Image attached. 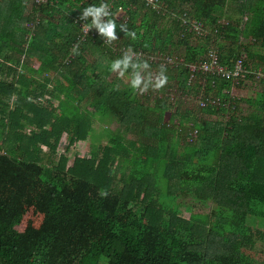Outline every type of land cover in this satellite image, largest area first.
<instances>
[{
	"label": "trees",
	"instance_id": "1",
	"mask_svg": "<svg viewBox=\"0 0 264 264\" xmlns=\"http://www.w3.org/2000/svg\"><path fill=\"white\" fill-rule=\"evenodd\" d=\"M109 1L0 0V264H264V229L255 227L264 224V0H160L159 11L143 0L113 2L121 46L169 51L175 40L182 50L173 54L185 62L213 46L221 64L241 55L261 69L244 113L230 80L200 75L197 88L221 103L199 111L227 117L209 121L183 107L190 125L164 120L175 106L166 83L190 88L185 66L164 67L167 81L156 89L148 73L160 66L147 63L141 92L129 83L140 59L118 75L110 64L122 55L95 34L81 38L79 21L92 20L81 19L83 9ZM229 10L236 15L224 20ZM182 12L208 34L194 36L173 15ZM96 52L105 65L89 59ZM94 122L114 126L108 141L94 158L70 160L76 142L94 141ZM193 127L196 142L188 143ZM184 203L188 216L177 211Z\"/></svg>",
	"mask_w": 264,
	"mask_h": 264
},
{
	"label": "built area",
	"instance_id": "2",
	"mask_svg": "<svg viewBox=\"0 0 264 264\" xmlns=\"http://www.w3.org/2000/svg\"><path fill=\"white\" fill-rule=\"evenodd\" d=\"M46 1L47 0H31V3L38 5ZM114 1L117 0H110L109 2L105 3L107 5L106 11H108L109 13H111V10L113 9ZM143 3L147 8H151L157 11L161 9L162 4L160 0H143ZM126 8L127 6L119 5L115 9V15L119 16L122 21H125L127 19V15L125 14ZM173 15L174 17L176 16L179 21L194 34V36H204L208 34V31H210L201 19H192L185 12ZM106 18L107 16L102 15L100 17V20L104 21L106 20ZM88 24L89 23H87V21H79L78 25L80 26L82 33L80 35L81 38H83L84 35L88 33L95 34L109 48V50L114 52L115 54H127L133 60L140 59L141 61H147V63H155L159 66L163 65L164 67H168L171 69H175L181 65L185 66L189 72L188 83L190 84V88L187 90V92H183L175 86V94L166 91V95H168L170 103L173 105L181 104L182 106L184 105L183 107H185L187 100H189L188 92L192 89L191 86L193 82H195L198 77H202L200 75L203 74L214 75L218 78L228 79L232 82V85L238 83L240 80L245 79L247 73H253L256 78L259 77V73L257 72V70H252L244 65V57L241 55L236 58L231 65L221 64L219 62L217 50L213 46L210 47L207 52L198 60L193 62H185L182 56L170 52L160 50L146 52L141 49L133 50L129 47L121 46L118 44V41L116 39L108 40L102 33L98 32L94 25L86 29V26ZM29 25L33 24L30 23ZM139 68L141 72H143V67L140 66ZM152 72L153 73L151 74L155 76L149 74V78L153 81L156 79L157 73L154 70H152ZM166 86L167 85H165L164 87ZM190 96H193L196 99L197 105L199 107H204L208 104L217 106L221 103L218 96H213L212 93H206L203 88L198 93L196 92V94L194 95L190 94ZM196 138L197 128L195 127L190 128L185 134V139L188 143H193Z\"/></svg>",
	"mask_w": 264,
	"mask_h": 264
},
{
	"label": "rangeland",
	"instance_id": "3",
	"mask_svg": "<svg viewBox=\"0 0 264 264\" xmlns=\"http://www.w3.org/2000/svg\"><path fill=\"white\" fill-rule=\"evenodd\" d=\"M29 8H30V2L28 4V8L27 9H29ZM235 15L236 14L232 13L229 10V11H227V13L224 16H222V18L224 20H226V16L229 18V17H234ZM223 19H221V20H223ZM174 52H178V51H174ZM100 58L101 57H99V59ZM105 61H107V60H105ZM36 64H37L36 61L32 62L33 66H37ZM249 66L252 69H254L253 65L251 63L249 64ZM117 70L118 69L113 70V72H116ZM254 70H257V72L259 73V77L260 78L263 76L260 68L254 69ZM151 73H153L152 71L149 74L153 75ZM140 75H141V78L143 79L144 76L142 74H140ZM153 76H155V75H153ZM258 78H256V77H254V78L253 77L245 78L240 83V85H237L238 83L233 84L232 87L229 90L231 96L234 99H240V100H241V98L243 99V100H241V103L239 105L240 111L242 113L247 112L249 110L248 105L245 102V99L248 98V97L253 96L255 91H259L260 90L261 83H260ZM196 80H198L200 82L203 81V79L201 77H198ZM169 83H171V84H169ZM166 84L167 85L169 84V85L164 87L165 91H169L170 93H174L175 94L176 92H175L174 89H175L176 82L169 80ZM195 86H193L192 89L188 92L189 100H187L185 107H187L190 110H193L196 113V116H202L200 118H204V119H207L209 121L224 120L227 117V113L226 112L222 113V115H218V116L215 117V116H213L215 114L211 115V114H206L204 112L202 113V112L199 111V109H198L199 106L197 105L196 99L193 96H190V94L194 95V94H196V92L198 93L202 89V87L196 88ZM51 87L55 88V82L53 83V85H51ZM43 103H46V99L43 101ZM52 104L53 105H57V102L53 101ZM183 106L181 104H178V105L171 106L170 108H168V110L164 114V120L165 121L171 120V122H173L175 124L177 122H181L182 124H187V125L192 124V119H190V120L189 119L188 120L182 119V117L178 114L179 112L182 111ZM197 118H199V117H197ZM93 126H94V134H95L94 135V141L92 142V141L86 140V141H82V142H76L70 148V151H69L70 160H72L74 155L94 158L95 155L97 154L98 150H99V147L101 145L105 144L108 141V138H109L108 130L110 128L114 127V126L104 127V126H102V125H100V124H98L96 122H94ZM125 135H126V138L133 137L132 133H126ZM66 141H67V136L65 134H62L60 136V139H59V142H58V146H57L59 151H61V152L63 151L64 152V147H65ZM194 142H196V140ZM194 209H196V208H194ZM197 210H200V209L198 208ZM205 210H208V208L205 209ZM177 211H178V214H180V215L188 216V213L190 211V205H188L186 203L180 204ZM30 217H31V213H27L24 216V218L22 219V222L19 224L18 227L22 228L25 225L26 219L30 218ZM32 218L34 219V217H32ZM35 220H38V219L35 218ZM256 223H257L256 226H255L256 228H259L261 230L264 229V224L263 223L262 224H259L258 222H256ZM258 253H261V252H258ZM261 255H264V254L261 253Z\"/></svg>",
	"mask_w": 264,
	"mask_h": 264
},
{
	"label": "clouds",
	"instance_id": "4",
	"mask_svg": "<svg viewBox=\"0 0 264 264\" xmlns=\"http://www.w3.org/2000/svg\"><path fill=\"white\" fill-rule=\"evenodd\" d=\"M106 8H107V5L105 3L90 4L83 9L81 19H83L84 17L88 15H91L92 20L86 26V29L94 25L97 28L99 33H102L108 40H113V39H116L114 28L117 26V24L114 18H111V14L108 11H106ZM102 15L107 16L109 18L107 20L102 21L100 20V17ZM120 27L126 28V25L121 24ZM73 51H75V49H73ZM130 59L131 57L125 54L119 58L112 60L110 64L111 70L119 69L120 71L118 75H122L124 73V69L129 67ZM140 65L144 68H148V64L146 61H141ZM132 67L135 69L137 65L133 64ZM141 79L142 78H141L140 73L134 71L131 75V79L129 83L132 88L134 89L139 88V90L143 92L145 89L148 88L149 83L148 81H145L142 84ZM166 81H167V76L165 75V68L163 65H161L159 68L158 75L154 83L152 82L151 87L159 89L165 84Z\"/></svg>",
	"mask_w": 264,
	"mask_h": 264
},
{
	"label": "crops",
	"instance_id": "5",
	"mask_svg": "<svg viewBox=\"0 0 264 264\" xmlns=\"http://www.w3.org/2000/svg\"><path fill=\"white\" fill-rule=\"evenodd\" d=\"M165 19H167V18H165ZM140 20V19H139ZM166 26H167V24H166ZM168 48H169V51H166V52H170V50H172L171 52L172 53H174V51H178V52H180L181 50H182V46L180 45V46H177V43L175 42V40H174V45H171V44H168ZM174 50V51H173ZM88 57H89V59L91 60V59H94V58H96V59H99V57H101V66L102 65H105L106 63H107V61H105V60H107V59H105V58H103L102 56H101V54L100 53H95L94 55H88ZM105 57V56H104ZM100 60V59H99ZM37 65V64H36ZM136 72H139L140 74H142L143 76H144V78H145V72H141V70H140V68L138 67L137 68V71ZM150 73V72H149ZM149 73H148V76H149ZM171 81H174L173 79H170ZM197 83H201L200 81H197V82H193V84H192V86H191V88L193 87V86H195L196 88H197ZM175 86L177 87V85L175 84ZM231 87H232V85H231ZM230 87V88H231ZM230 90V89H229ZM224 91H226V89H224ZM211 115H213V114H211ZM213 116H218V113L216 114V115H213Z\"/></svg>",
	"mask_w": 264,
	"mask_h": 264
}]
</instances>
